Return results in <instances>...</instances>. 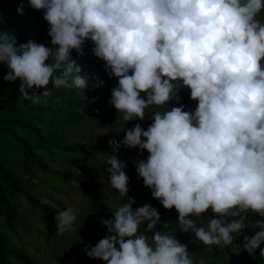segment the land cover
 Returning a JSON list of instances; mask_svg holds the SVG:
<instances>
[{
    "label": "clouds",
    "instance_id": "9594fccd",
    "mask_svg": "<svg viewBox=\"0 0 264 264\" xmlns=\"http://www.w3.org/2000/svg\"><path fill=\"white\" fill-rule=\"evenodd\" d=\"M26 6L42 11L50 41L19 42L0 28L3 79L19 81L21 100L39 105L72 88L94 104L85 92L105 81L78 63L89 41L117 80L108 103L124 135L108 140L104 171L118 203L86 255L105 264H205L178 239L182 232L264 257V0H20L17 13ZM184 89L194 110L181 103ZM121 148L137 150V179L178 214L175 230L157 229L161 215L150 203L133 208ZM250 212L260 217L251 226ZM78 213L58 210L56 235L77 231ZM248 228L255 233L234 243Z\"/></svg>",
    "mask_w": 264,
    "mask_h": 264
},
{
    "label": "rangeland",
    "instance_id": "374dc122",
    "mask_svg": "<svg viewBox=\"0 0 264 264\" xmlns=\"http://www.w3.org/2000/svg\"><path fill=\"white\" fill-rule=\"evenodd\" d=\"M258 18L264 19V11ZM89 45L92 46L91 42H89ZM80 64L90 76L97 74L105 83L95 90H86L85 95L88 99L95 96L97 100L94 104H88L85 100V119L73 128H69L67 142L75 146L77 150L73 153L58 151L52 157L44 150L39 152L47 156L51 168L66 169L78 175L81 179L80 181H65L56 177L50 171L39 169L34 163L30 167L31 171L36 174L33 179L36 183L35 191L43 202L53 205L56 211L63 210L66 207L79 209L77 231L56 235V220L45 217L39 210L27 211L28 213H25L23 218L26 219L32 231L19 228L17 232H14L18 234L17 247L26 249L25 251L30 256L32 264H105L101 260L90 259L86 255V248L94 245L106 234L107 230L102 226L101 219L111 218L112 213L110 211L114 210V206L118 203V193L108 184V174L104 171V162L108 154L111 153L108 140L123 138L124 133L120 130L124 125V121L122 115L117 114L114 107L108 103L111 89L116 86L117 80L107 77L103 71V61L92 55L86 58L85 61H81ZM56 91H53L52 96H57ZM180 95L181 103L186 106V110H194L196 102L189 98V90L184 89ZM96 109L99 111H95ZM148 123H150V120L146 119L142 126L146 128ZM126 126L131 127L132 122H129ZM20 130L27 135L32 133L25 128H20ZM10 153L14 156L10 161L13 167L17 169L22 177H29L30 173L24 170V165L19 162L20 156L12 150ZM137 154L136 149L121 148L119 152V158L127 164L125 171L130 177L127 195L135 197L133 208L144 203H150L158 208L161 217L166 218V223L176 221L178 214L175 210L164 209L157 200L151 197V190L143 186L142 180L137 179L134 163ZM147 155L145 151L141 158H146ZM75 157H82L86 162L81 165L61 164V161ZM21 206L19 211H25L30 207L29 200L23 199ZM207 215H212L210 210ZM251 224L249 225L251 226ZM170 226L167 227L171 229ZM157 229L163 230V227L158 225ZM144 230L145 226L141 225V231ZM255 231L251 228L246 229L245 233H242L241 237L234 243H239L244 234L252 235ZM14 232L5 227V233L13 239V242L14 239H17ZM177 237L182 243L187 244L190 254L197 260L203 257L205 264H214L213 260L218 255H215L213 246L208 247L199 242H193V236L182 232H178ZM260 247L264 248V244ZM219 251H221V255L218 256V260L223 264L235 263L238 260L252 261L254 259L246 251H242L240 254L233 253L231 246L227 248L219 247ZM17 264L27 263L20 261Z\"/></svg>",
    "mask_w": 264,
    "mask_h": 264
},
{
    "label": "trees",
    "instance_id": "16d2710c",
    "mask_svg": "<svg viewBox=\"0 0 264 264\" xmlns=\"http://www.w3.org/2000/svg\"><path fill=\"white\" fill-rule=\"evenodd\" d=\"M24 2L27 4V0ZM19 4L20 0H0V19H2L0 28L14 30L19 42L34 39L38 43L48 45L50 41L47 35L48 25L43 19L42 11L26 6L23 14L20 15L17 13ZM89 42L85 48V55L78 58V63L93 55ZM73 55L76 56L75 52ZM7 70V66L0 63V264H17L20 261L32 264L26 249L17 247L18 234L14 231L17 232L19 228L32 231L23 218L27 211L39 210L52 220H56L57 211L53 205L43 202L37 195L36 183L33 181L36 174L30 167L34 163L39 169L50 171L65 181H80L81 178L73 172L51 168L50 160L39 151L44 150L52 157L58 151L73 153L77 150L75 146L68 144L67 138L70 129L85 119V101L82 99V93L72 88L58 89L55 93L57 96H52L48 98L47 103L39 105L21 100L19 81L8 82L3 79ZM83 70L86 72L84 68ZM20 128L32 132L31 135L24 134ZM11 150L20 156L19 162L24 165V170L30 173L29 177H22L10 163L14 157L10 153ZM85 162L84 158L75 157L63 160L61 164L81 165ZM23 199L29 200L30 207L20 212ZM248 217L246 221L248 224L260 219L252 212L248 213ZM166 222V218L161 217L160 226L171 225V229H176V221ZM5 227L15 233L17 239H14V242L5 233ZM213 250L215 255H221L219 246L213 245ZM218 256L214 258V264H223L219 262ZM231 264H264V257L260 256L257 249L252 261L238 260Z\"/></svg>",
    "mask_w": 264,
    "mask_h": 264
}]
</instances>
